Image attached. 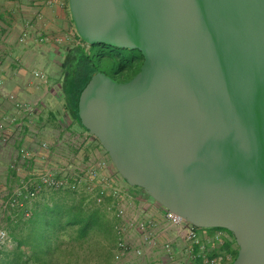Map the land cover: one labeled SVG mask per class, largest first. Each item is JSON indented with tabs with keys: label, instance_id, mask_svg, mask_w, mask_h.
Segmentation results:
<instances>
[{
	"label": "water",
	"instance_id": "1",
	"mask_svg": "<svg viewBox=\"0 0 264 264\" xmlns=\"http://www.w3.org/2000/svg\"><path fill=\"white\" fill-rule=\"evenodd\" d=\"M68 4L85 43L143 56L127 81L92 74L80 125L129 185L230 231L232 264H264V0Z\"/></svg>",
	"mask_w": 264,
	"mask_h": 264
},
{
	"label": "crops",
	"instance_id": "2",
	"mask_svg": "<svg viewBox=\"0 0 264 264\" xmlns=\"http://www.w3.org/2000/svg\"><path fill=\"white\" fill-rule=\"evenodd\" d=\"M23 36L25 40L20 41ZM41 36L60 37L64 40L59 44L51 40L42 42ZM76 45H80V38L72 20L68 0L53 5H48L46 0H0V121L6 123V129L0 130V225L9 231L16 244L36 243L53 245L56 248L58 244L67 245L74 241L95 243L101 264H113L116 243L114 225L117 218L108 210L107 203L111 202L110 198L106 200V204L97 205L84 194L45 189L38 198L27 203L25 208L11 209L9 213L1 208L2 202L8 199L26 176L17 175L10 167L19 146L41 155L43 151L39 142L49 137L54 140L51 142L54 144V151L47 158L53 164L65 165L76 156V152L73 149L66 150L72 155L66 159L61 155L63 148L58 151V146H64L66 140L75 135L88 134L66 113L63 98L57 94L62 85L61 65L66 52ZM36 71L46 74L48 80L36 77ZM11 94L21 102L38 104L37 115L28 116L20 111L10 100ZM44 132H48V136L42 135ZM92 146H95L94 142ZM89 152L92 150H87L86 154ZM124 187L136 198V202L128 204L130 214L141 204L150 213L161 216L160 204L147 197V194L125 185ZM27 210L32 213L30 218L24 216ZM90 222L92 225L88 226L86 238L79 234L73 238L67 237L66 228L75 227L77 233ZM200 232L208 242L205 257L194 256L199 254L197 248H193L191 256L186 245L177 243L176 257H173V261L166 256L161 257L164 264H208V258L216 255L211 248L210 237L218 230L202 228ZM169 236L174 235L170 233ZM231 240L228 238L225 245L218 248L217 253L230 257V261L223 264H229L236 253L237 243ZM135 243H140L137 236ZM158 257L159 254L156 255Z\"/></svg>",
	"mask_w": 264,
	"mask_h": 264
},
{
	"label": "built area",
	"instance_id": "3",
	"mask_svg": "<svg viewBox=\"0 0 264 264\" xmlns=\"http://www.w3.org/2000/svg\"><path fill=\"white\" fill-rule=\"evenodd\" d=\"M65 1L46 0V3L53 5L55 3L62 4ZM24 40V36L20 38V41ZM40 40L42 42L51 40L59 44L64 39L41 36ZM80 45L84 46L87 51L91 46L81 39ZM1 64L2 59L0 58ZM34 75L42 80H48L46 74L40 71L34 72ZM9 98L26 115L33 117L37 115L38 104L21 102L14 94H11ZM5 129L6 123L1 120L0 130ZM94 138L88 133L87 135H75V137L66 140V143L76 152V156L72 157L65 165H56L49 161L47 157L54 150L50 143L42 142L40 148L43 151L41 158L44 165L38 170L35 169L36 159L32 152L24 146H19L10 167L17 175L26 176L15 187L8 199L2 202V210L9 213L11 209L25 208L27 203L38 198L45 189L84 194L97 205L106 204V200L110 198L111 202L107 203L108 210L117 218L114 225L116 243L113 249V264H164V260L162 261L164 256L168 257L170 261L176 257L175 245L177 243L186 245L191 256H193V248H197L199 254L194 256L205 257L208 251V242L200 232L202 228L195 227L163 206L159 210L161 216L150 213L141 204L136 206L135 212L129 213L128 204L136 202L135 195L119 184L115 177L116 173L111 169L109 156L100 152L102 146ZM93 142L95 146H92ZM90 149L92 153L87 156V150ZM31 215V211H25L26 218H30ZM170 233H173L174 236L170 237ZM136 236L139 238V244L135 243ZM224 236H227L226 231L218 230L212 238L210 237L211 248L216 251V255L213 258H208V264H223L230 261L228 255L217 253V243ZM16 246L17 244L9 231L0 225V250ZM158 254L159 257L156 258Z\"/></svg>",
	"mask_w": 264,
	"mask_h": 264
},
{
	"label": "trees",
	"instance_id": "4",
	"mask_svg": "<svg viewBox=\"0 0 264 264\" xmlns=\"http://www.w3.org/2000/svg\"><path fill=\"white\" fill-rule=\"evenodd\" d=\"M106 48L117 49L104 44L91 45L89 51H87L86 48L81 45L73 46L67 50L66 56L61 65L63 72V83L61 85L60 92L63 98L64 109L66 113L70 114L79 124L78 108L80 99L83 91L86 89L91 80L92 74L96 70L104 72L102 68L105 62H112L115 65L118 63L117 69L127 73L133 68V65L135 64V57L125 60L113 50L106 51ZM138 52L141 56L140 58L142 63L143 56L140 51ZM116 73L119 74L118 72L106 74L115 78L114 74ZM133 75L130 74L131 77H133ZM91 225L92 222L84 225L83 228L77 231V234L85 237V234L88 232V226ZM216 229L226 231L235 241V238L230 231L223 228ZM53 247V245L47 246L36 243H29L26 245L18 244V247L16 248L18 249L17 255L11 259L8 257H0V264H22L21 250L23 249L34 253L38 259L42 261L41 264H79V258H75L74 262L72 260L69 262H64L66 260L65 258H67L66 252L64 251L65 247H67L66 245L58 244L56 248ZM237 255L238 251L235 253L232 261L229 264L233 263Z\"/></svg>",
	"mask_w": 264,
	"mask_h": 264
},
{
	"label": "rangeland",
	"instance_id": "5",
	"mask_svg": "<svg viewBox=\"0 0 264 264\" xmlns=\"http://www.w3.org/2000/svg\"><path fill=\"white\" fill-rule=\"evenodd\" d=\"M106 49H107L106 51H109V50L115 51L120 57H122L125 60H129V59H131V58H133L135 56H140L139 52L136 51V50L110 49V48H106ZM89 50H90V48H89ZM142 63H143V61H142ZM142 63H141V65H142ZM117 66H118V63L115 65L112 62H105L102 69L104 70L105 73H108V74H112L114 72H118L119 74H121L122 71L118 70ZM140 68H141V66H140ZM139 70H140L139 67H137L134 72L137 73V72H139ZM126 76H127V74H126ZM62 83H63V79H62ZM60 91H61V88H60V90L58 91L57 94L60 95V97H61L62 94H61ZM63 108H64V104H63ZM42 135L48 136V132H44ZM94 140H96V139L94 138ZM44 141L50 143V145H54V144L51 143L54 140L53 139L52 140L49 139V137L48 138H43V140H40L39 145H41V143L44 142ZM64 146H67V148L65 149ZM64 146H58V151H60V149L63 148L61 150L62 151V154H61L62 157L66 158V159H69V158H71L72 155L70 153H68L67 151L68 150H72V148L67 143ZM100 151L104 155H107V153L105 152V150L103 148H100ZM91 153L92 152H89V154H86V155L90 156ZM32 154L34 155V157L36 159V161H35V165H36L35 169L38 170L41 167H43V165H44L42 163L43 160L41 158V156L43 154L37 155L34 152H32ZM111 169L116 173L115 177H116L117 181L119 182V184H121L123 187L125 185L128 188H130V189H135V190H137V191H139V192H141V193L146 195V193L142 189L137 188V187H133V186L129 185L126 181H124L123 178L119 175L118 171L115 169V167L112 164V162H111ZM146 196L149 197L148 195H146ZM65 231L67 232L66 233L67 237L73 238L74 235H77L75 227H68V228L65 229ZM93 235H95V233H93ZM90 236H92V234L89 235V237ZM83 238H86V236L83 237ZM228 238L232 239L231 241L234 242V239L230 236V234L227 233V236H224L221 240L218 241L217 250H218V248L223 247L225 245V243L228 240ZM66 246L67 247H65L64 251L66 252V257L67 258H65L66 260L64 262H69L70 260H72L74 262L75 258H79V261H78L79 264H101L102 263L99 260V250L96 248L97 244H95V243L87 244V243H85L83 241H74V242H71V244H67ZM17 247H18V244L14 248L0 250V257L1 258L2 257H8L10 259L15 257L17 255V253H18V249H16ZM238 250H239V247H238V245H236V252ZM213 251H215V250H213ZM21 257H22L21 258L22 264H25V263L41 264V262H42V261H40L38 259V257L34 253L29 252V250H24V249L21 250Z\"/></svg>",
	"mask_w": 264,
	"mask_h": 264
},
{
	"label": "flooded vegetation",
	"instance_id": "6",
	"mask_svg": "<svg viewBox=\"0 0 264 264\" xmlns=\"http://www.w3.org/2000/svg\"><path fill=\"white\" fill-rule=\"evenodd\" d=\"M135 64L133 65V68L132 69H130V71H128V73L127 72H124V71H122L121 72V74H114V76H115V78L117 79V80H121V81H127V80H129L130 78H132L131 76H130V74L131 75H135V69L137 68V67H139L140 68V66H141V58H140V56H135V62H134ZM126 74H127V76H126ZM121 75V76H120ZM133 75V76H134Z\"/></svg>",
	"mask_w": 264,
	"mask_h": 264
}]
</instances>
